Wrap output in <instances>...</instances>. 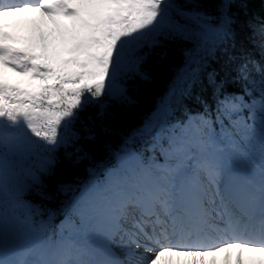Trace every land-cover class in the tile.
Returning <instances> with one entry per match:
<instances>
[{"label":"snow or ice","instance_id":"snow-or-ice-1","mask_svg":"<svg viewBox=\"0 0 264 264\" xmlns=\"http://www.w3.org/2000/svg\"><path fill=\"white\" fill-rule=\"evenodd\" d=\"M246 7L244 0H217L214 14L199 0H0V264H264V65L250 56L237 69L241 93L221 98L228 77L212 79L214 112L206 106L161 129L151 151L163 164L154 156L144 164L129 152L137 168L110 170L97 201L86 199V189L76 196L60 185L73 192L62 202L69 215L47 240L31 243L55 213L36 222L45 210L21 198L36 186L52 199L41 177L54 175L58 150L78 163L87 155L78 142L95 139L94 118L85 122L81 114L96 108L102 118L109 101L129 99L125 83L147 79L140 65L161 38L192 41L186 55L194 62L201 53H227L237 44L232 9ZM251 27L252 43L264 51V20ZM117 242L129 249L125 259L110 258ZM39 247L47 255L29 259ZM133 249H143L142 261L133 260Z\"/></svg>","mask_w":264,"mask_h":264},{"label":"trees","instance_id":"trees-1","mask_svg":"<svg viewBox=\"0 0 264 264\" xmlns=\"http://www.w3.org/2000/svg\"><path fill=\"white\" fill-rule=\"evenodd\" d=\"M175 2L183 4L185 0H175ZM216 2L217 0H199L205 11L214 14ZM244 2L247 4L246 8L232 9L237 20L234 25L237 33L236 47L234 49L229 48L227 53L222 50L215 52L207 61L204 60L205 64L201 67V70L204 71L199 76L198 74L193 75L191 79L183 82V85L178 89L182 106H186L187 102L198 105L201 101L204 104L206 102L212 103L210 99L213 98L214 91L217 92L215 85L211 82L212 79L218 84L227 75L228 79L222 92L226 91L229 85L237 82V76H239L237 69L243 63L245 57L250 56L251 59L264 65V51L252 43L251 27V25L264 20V0H244ZM161 39L162 46L152 48L150 55L140 65V70L146 74L147 79L137 75L125 83L126 96L129 99L109 101V106L102 118L96 116V108H89L87 112L81 114V119L85 122H87L86 118L88 116H92L95 122L92 130L95 139H81L78 142L87 155L81 153L82 158L78 163L70 162L65 157V150L63 148L59 149L56 153L57 165L52 169L54 175L41 177L46 185L44 191L52 199H43L37 194L36 186H34L29 189L28 194L32 195L35 201H39L40 204L55 203L61 205L73 192L67 194L60 192L58 190L59 186L70 185L76 191L79 183L88 175V171L105 161L110 155L109 152H112V148L122 144L128 133L140 124L145 113L153 109L158 101L164 98L163 96L175 80L176 72L185 64L186 51L192 50L195 44L192 41L180 38ZM143 52H149V49L145 47L141 50V54ZM217 55L218 59H215ZM229 56L233 57L230 63H228ZM249 68H251V65H249ZM251 74L253 77L258 78L254 70ZM242 83V81L237 83V86H239L237 89H242ZM186 84H189V86ZM101 99L106 98L102 97ZM180 101L176 100L173 103L175 111L182 110ZM81 128L80 123L74 126V130H81ZM81 135H84L82 131ZM72 150L71 148L68 149V151ZM73 160H75V157Z\"/></svg>","mask_w":264,"mask_h":264},{"label":"rangeland","instance_id":"rangeland-1","mask_svg":"<svg viewBox=\"0 0 264 264\" xmlns=\"http://www.w3.org/2000/svg\"><path fill=\"white\" fill-rule=\"evenodd\" d=\"M7 71V70H6ZM11 79H12V81L14 82V81H16L17 79H19V77L18 78H16V77H14V76H9ZM166 108V107H165ZM164 107H161L159 110L157 109L154 113H155V115H156V120L155 121H157L158 120V118L160 117V114L163 112V110L165 109ZM163 115V114H162ZM154 125V122L153 121H149L148 122V127H152ZM148 127H146L145 129H148ZM23 199V198H22ZM24 200V199H23ZM248 255V254H247Z\"/></svg>","mask_w":264,"mask_h":264}]
</instances>
